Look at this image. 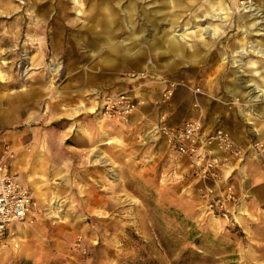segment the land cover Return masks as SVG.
I'll use <instances>...</instances> for the list:
<instances>
[{
	"label": "rangeland",
	"instance_id": "374dc122",
	"mask_svg": "<svg viewBox=\"0 0 264 264\" xmlns=\"http://www.w3.org/2000/svg\"><path fill=\"white\" fill-rule=\"evenodd\" d=\"M225 1L228 18L200 22L218 33L200 36L193 15L204 0L175 7L174 26L158 14L157 30L142 11L170 10L166 0H0V162L32 175L37 204L27 231L14 227L18 245L0 242V264H264V82L248 71L264 62L250 51L264 50V36L251 31L243 64L233 52L244 7L264 0ZM167 28H186L182 50L163 45L159 56L149 40ZM116 92L139 96L133 116L101 119L98 101ZM161 117L169 126L200 118L228 133L232 152L206 177L193 174L186 157L148 136ZM218 199L226 217L209 207Z\"/></svg>",
	"mask_w": 264,
	"mask_h": 264
},
{
	"label": "built area",
	"instance_id": "2783aa9c",
	"mask_svg": "<svg viewBox=\"0 0 264 264\" xmlns=\"http://www.w3.org/2000/svg\"><path fill=\"white\" fill-rule=\"evenodd\" d=\"M130 78H145L148 71L128 73ZM166 85V84H165ZM171 91L165 86L164 96L170 97ZM136 95L129 92L105 94L96 108L101 119L123 121L136 110ZM149 137L162 139L167 147L179 156L189 160V166L200 177H206L216 167L220 153L232 152L233 143L228 133L222 129L205 128L200 118H190L177 126H169L161 117L156 124L147 130ZM231 193L225 199L231 198ZM221 200H213L210 208L219 206L224 217V205ZM34 197L32 190L20 182L18 175L12 172L6 162H0V242L12 240L13 246L18 245L19 233L14 228L31 221L33 215Z\"/></svg>",
	"mask_w": 264,
	"mask_h": 264
},
{
	"label": "bare ground",
	"instance_id": "6f19581e",
	"mask_svg": "<svg viewBox=\"0 0 264 264\" xmlns=\"http://www.w3.org/2000/svg\"><path fill=\"white\" fill-rule=\"evenodd\" d=\"M146 1L147 2L148 1L157 2L159 0H146ZM199 1L200 0H168V1L166 0V2H164V3L169 5V9L170 10H168V9H162V8H154L152 10H148L149 12H147V9H145V8L142 7L143 8V11L142 12H143L144 16L147 17V23L150 24L151 28L154 29V30H157L158 29V23H156L154 21V19H156L158 17V14L164 12L165 13L164 16H166V20L169 22L170 26H174L173 20L179 19L180 18V15L175 14L174 11H173V9L175 7L176 8L177 7H182L183 9H185L187 7H190V6H191V8H194V5H196V3L199 2ZM184 2L186 4H184ZM202 5H203V3L201 4V7H202ZM244 8H248V10L246 12L249 13V14L248 15H241L240 16V19L237 21L238 27H240L239 28L240 31H243L242 33L245 34V35L243 36V40L240 41V43L238 44L237 48L235 50H233V52H235L234 57L236 56V58L234 59V63L236 65L243 64V63H241V64L239 63L240 62L239 59L244 54L248 55V53L249 54L253 53V52H250V51H256L258 54L264 55V50H261L260 48L259 49H255V47H253V46H250V51L249 52H245L244 53V50L247 51L246 50L247 48H245V46L248 45L249 40L252 37L251 36L252 35V32L251 31L257 30L256 31V34L257 35L264 36V4L257 5L254 9L251 8V5H249L247 7H244ZM222 10H224V13L223 12L222 13L219 12V11H222ZM229 10H230V8L226 5V1L225 0H204L203 10H201L199 13L193 15V20H194L193 22H194V24L192 25V28L200 36H202L203 34H206V33H207V35H214V34L218 33V30L212 33V31H213L212 29H209V27H203L200 22L203 21V20H207V19H215V18L221 17V15H224L225 18L226 17L228 18L230 16ZM132 11H133V8L130 7V8L127 9V12L126 13L131 14ZM254 12H256V13H254ZM105 13H106V11H105ZM113 14L114 13H113V11H111V9H109V11H107V15L110 16V18L108 20V24L109 25H112L113 24V21L115 19V17H114ZM149 14H152L153 16L152 17H149L150 16ZM248 17H249V20H248ZM129 18L131 19V16ZM255 18H259V20H256ZM252 20H253V22L250 23L249 21H252ZM97 22H98L97 25L100 24L99 21H97ZM234 28H235V26H234ZM169 30L170 29H168V28L163 30L164 33H166L165 35H163V39L160 36H159V38H156V36L153 35V38L151 40H149L150 41L149 42L150 48H152V50L156 54H158L159 56H163V52H162V46L163 45L165 47H167L171 51V53H174V54H179L180 51L182 50V45L180 44L177 36L183 37L184 36V32L186 31V28L182 29L181 30L182 32L179 33V34H171V32H169ZM111 32L112 31L103 33L102 39H104L103 37H105L106 38V41H108V42L112 41V39H113L112 36L113 35H112ZM167 32H168V34H167ZM251 41H252V39H251ZM129 44H131V41L129 39H126V40H123L122 42L120 41V43L117 46H115V48H113L111 50L112 51L113 50L115 51L116 50V47H124V46H127V45L129 46ZM256 47H258V46H256ZM238 48L239 49L242 48V49L241 50H238ZM262 57H264V56H262ZM150 64H151V62H150ZM256 64H257L256 61H250L249 62V70L248 71L254 73L257 76V78L260 80V82H264V62H261L259 66H257ZM151 66H152V64L150 65V67ZM152 67H154V66H152ZM252 80L253 79H251V81ZM256 83L259 86V82H256ZM163 85H164L163 86V88H164L165 87L164 82H163ZM248 87H250V86L248 85ZM227 90L230 91L231 93L233 91V94L235 96L240 93V90L236 88V85L234 83H232L228 87ZM261 94H264V93H261ZM253 95L254 94H252V96ZM171 96H172V94H170V97ZM136 97L138 98L139 96L136 94ZM170 97H168V98H170ZM262 97H264V96H262ZM256 101H258V100H256ZM248 109H250V108H248ZM245 115H250V112L245 111ZM18 178H19L20 182H22L19 175H18ZM34 187H35L36 194L38 193L39 195H41V190L38 187V185H36L34 183ZM32 195H33V193H32ZM34 206L36 207L37 204L34 203ZM33 215H34V210H33ZM29 223H31V222L22 224L24 226L20 229L19 232L25 233L27 231V229H28V227L26 225L29 224Z\"/></svg>",
	"mask_w": 264,
	"mask_h": 264
},
{
	"label": "crops",
	"instance_id": "0c3cea01",
	"mask_svg": "<svg viewBox=\"0 0 264 264\" xmlns=\"http://www.w3.org/2000/svg\"><path fill=\"white\" fill-rule=\"evenodd\" d=\"M132 116H133V115H131L130 117H128V119H130ZM22 161L24 162V160H22ZM12 164H13V165H14V164H17V166H18L19 164H21V160H19V161H17V162L15 161V163L13 162ZM22 164H24V163H22ZM87 164H88V166H90V164H91L90 161H88ZM15 167H16V165H15ZM27 167H28V166H27L26 164H24V166H22V165H20V167L18 166L20 173H26V172H27V171H26V170H27ZM30 173H31V172H30ZM23 176H25V178L21 177L22 184L28 186V187L32 190L31 185H30V183H29V181H28L29 178L32 177V175L30 174V175H27V176H26V174H25V175L23 174ZM89 178H90V177H88V179H89ZM32 193H33V191H32Z\"/></svg>",
	"mask_w": 264,
	"mask_h": 264
}]
</instances>
